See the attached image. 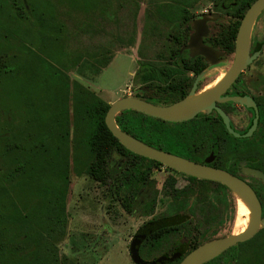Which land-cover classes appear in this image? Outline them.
<instances>
[{
  "label": "rangeland",
  "instance_id": "rangeland-1",
  "mask_svg": "<svg viewBox=\"0 0 264 264\" xmlns=\"http://www.w3.org/2000/svg\"><path fill=\"white\" fill-rule=\"evenodd\" d=\"M214 2L220 7L222 0H0V56L6 65L2 72L11 74H7V82H0V135L10 137L27 118L22 108L25 98L33 99L41 107H50L48 88L58 90L62 87L70 120H73L76 82L80 88L109 104L132 93L130 84L138 52L161 51L168 40L166 34L171 22L156 19V11L188 3L194 19L203 12L212 11ZM11 3L18 7L24 3L30 12L21 14L31 17L30 13H33L35 16L22 18L16 23L23 28L19 34L14 32L17 25L10 11ZM103 6L110 10H102ZM113 6H118V16L109 19L111 14L116 15ZM32 25L39 28L41 25L61 26L62 31L58 37L46 34L41 38L36 29L32 31ZM77 57H82L79 66H75ZM14 65L17 67L13 68ZM228 66L227 59L214 67L210 83L217 76L218 80ZM40 115L43 112L39 111ZM64 133L60 134L65 137ZM68 140L66 159L62 165H59V159L54 170L59 172L58 177L47 182L42 177V186L49 185L50 190L52 186L61 189L67 183L65 230L57 241L60 264H134L129 256V243L147 216L138 211L126 213L110 195L107 184H100L78 172L88 157L81 126L70 124ZM2 162L5 164L6 160L0 158V165ZM168 174V171L154 166L150 179L160 189ZM176 179L178 186L185 185L183 176L177 174ZM209 194L211 197L218 193ZM224 196L220 209L224 224L222 232H239L243 228L242 221L249 220V210L246 205L241 206L238 199L236 202L235 196ZM162 211V204L158 202L154 213L158 215ZM223 262L231 264L228 258Z\"/></svg>",
  "mask_w": 264,
  "mask_h": 264
},
{
  "label": "flooded vegetation",
  "instance_id": "flooded-vegetation-1",
  "mask_svg": "<svg viewBox=\"0 0 264 264\" xmlns=\"http://www.w3.org/2000/svg\"><path fill=\"white\" fill-rule=\"evenodd\" d=\"M230 2L232 0H222L220 7L214 2L212 11L203 12L194 19L191 18L188 3L181 6L176 4L173 9L168 10L158 9L156 19L171 22L166 34L168 40L161 51L146 54L138 52L137 66L132 72L133 80L130 84L132 93L123 96H134L154 105L168 106L187 97L200 95L217 80L218 76L212 81L213 83H210L211 75L214 76L212 73L214 67L225 63L228 59L229 66L220 76L223 77L234 60V48L233 51L228 52L222 44L226 40V32L237 20L240 24L243 17L237 18L233 15ZM221 11L224 13L221 14ZM202 17L206 18L207 32L202 36L201 41L217 52L212 62L187 47L190 36L195 31L194 21ZM199 31L204 32V29ZM236 34L237 31L235 38ZM247 57L251 60L233 81L212 97L207 108L197 111L191 117L169 121L140 113L154 120L149 128V140L152 142L149 146L223 169L242 179L253 190L263 218L264 180L247 170L255 169L264 173V9L252 25ZM234 96H246L252 104L246 106L225 99ZM221 112L233 132L228 130ZM256 114L255 129L250 135L243 136L252 125ZM154 166L170 173L163 180L160 189H157V183L150 179V172ZM148 174L149 183L146 187L138 189L133 197L129 194L130 190H123V195L115 197V194H111L112 189L109 188L108 183L98 181L100 184L108 185L110 195L119 203L122 201V196L126 197L124 194L127 192L129 196L126 198L132 199L135 203L133 213L138 211L141 215L147 216L137 227L129 243V256L134 264H178L197 246L230 233L222 232L224 224L220 209L225 201L224 195L235 196L236 202L237 196L226 185L184 174L160 162L151 163ZM177 174L186 179L185 185L181 187L177 185ZM190 177L195 179L192 180ZM167 178L173 180L174 191L165 189ZM199 180L214 183H201ZM218 184L224 185L225 188ZM192 189L199 193H190ZM209 192L218 194L210 197ZM158 202L162 204L163 211L156 215L154 209ZM171 216L182 219V223L191 227L199 221L198 231L189 233L184 226L178 225L174 228L161 229L166 231L168 236L161 246H157L154 240L159 238V235L155 232L160 230H154L150 222ZM136 235H139L140 241L137 246L138 260L135 261L130 246ZM226 258L231 264H264V223H261L249 239L236 243L202 264H224L223 260Z\"/></svg>",
  "mask_w": 264,
  "mask_h": 264
},
{
  "label": "trees",
  "instance_id": "trees-1",
  "mask_svg": "<svg viewBox=\"0 0 264 264\" xmlns=\"http://www.w3.org/2000/svg\"><path fill=\"white\" fill-rule=\"evenodd\" d=\"M253 1L232 0L230 8L233 15L241 18ZM20 4L19 7L16 3L10 4L13 22L17 25L14 27L16 34H19L22 28L16 24L20 19L35 18L33 13H30L31 17L22 15V12L28 14L30 10L29 7L27 10L24 3ZM238 24L239 20L226 32V40L222 45L228 52L233 51ZM40 27L32 25V31L36 29L41 38L46 34L58 37L62 31L61 26ZM4 52V57L8 58V54ZM2 58L0 56V82L3 83L7 82V74L10 72H2L3 66L6 67ZM12 59L10 57V60ZM81 63L82 57H77L75 66ZM16 67L17 65L13 66ZM98 72L97 70L96 74ZM48 89L50 107H41L33 99L25 98L22 108L25 109L27 118L10 137L0 135V158L6 160L5 164L2 162L0 165V264H60L57 241L65 230L67 183L62 185L61 189L52 186L50 190L49 185L42 186V177L46 178V182L58 177L59 172L54 170L59 159V165L66 159L70 124L82 127L88 151L84 167L78 172L85 173L101 183H108L112 189L111 194H115V197L123 195V190H130L129 194L133 197L138 189L146 187L149 183L147 179L150 164H158L129 151L112 135L104 121L108 103L83 90L76 82L72 101L73 120H70L66 107L67 97L62 87L58 90ZM39 111L43 112L42 116H39ZM153 121L152 117L135 110H124L115 116V122L123 131L148 145H152L149 140V128ZM62 132H65V137L60 134ZM49 169L51 171H48ZM168 180L167 178L165 181V189L174 191L173 180ZM199 181L214 183L208 180ZM218 185L225 188L222 184ZM189 192L199 193L195 189ZM124 195L129 196L127 192ZM126 197L122 196L119 205L126 213L132 214L135 203ZM198 222L191 227L182 223V219L171 216L152 221L150 225L154 230H160L155 232L159 238L154 241L157 246H161L168 236L167 232L161 229L178 225L184 226L192 233L198 231Z\"/></svg>",
  "mask_w": 264,
  "mask_h": 264
},
{
  "label": "water",
  "instance_id": "water-1",
  "mask_svg": "<svg viewBox=\"0 0 264 264\" xmlns=\"http://www.w3.org/2000/svg\"><path fill=\"white\" fill-rule=\"evenodd\" d=\"M263 9L264 0H254L246 9L240 21L235 38L234 60L229 70L213 87L207 89L200 95L187 97L180 102L168 106L154 105L134 96H123L113 101L106 111L104 121L107 128L125 148L140 156L158 161L184 174L197 178L218 181L226 185L237 197L241 198L249 208V220L243 230L236 233H229L226 236L210 240L197 246L185 257H183L178 264H202L236 243L245 241L252 237L261 223H264V217H261L259 202L251 187L242 179L223 169L207 166L205 164L153 148L120 129L115 122V116L122 110L132 109L150 116L162 118L164 120L176 121L191 117L197 111L207 108V104L212 97L220 91H223V89H225L233 81L238 73L251 60L247 57L249 36L256 17ZM205 21L206 18L203 17L194 21L193 28L195 31L190 36L187 47L202 54L207 60L212 62V59L217 55V52L211 47L203 44L201 41L202 36L207 32ZM202 28L204 29V32L199 31ZM225 99L236 101L246 106H250L252 104L250 99L246 96L226 97ZM221 114L224 117L228 130L233 132V130L229 127L225 115L222 112ZM256 122L257 114L253 119L252 125L243 136L251 134L256 127ZM234 134L238 135L236 132H234ZM247 171L264 180V173L261 171L255 169H248ZM138 236L139 235H136L134 237L130 246V252L135 261L138 260L137 246L140 241Z\"/></svg>",
  "mask_w": 264,
  "mask_h": 264
},
{
  "label": "bare ground",
  "instance_id": "bare-ground-1",
  "mask_svg": "<svg viewBox=\"0 0 264 264\" xmlns=\"http://www.w3.org/2000/svg\"><path fill=\"white\" fill-rule=\"evenodd\" d=\"M222 77H220L216 82H214L209 88H211V87H213L220 79H221ZM237 199H238V202H239V204L241 205V206H244V205H246L243 201H242V199L241 198H239V197H237ZM247 207V206H246ZM248 208V207H247ZM248 210H249V208H248ZM246 212H247V210H246ZM250 212V211H249ZM239 213V212H238ZM248 213V212H247ZM242 214V213H241ZM243 215V214H242ZM237 217V216H236ZM246 218H247V216H246ZM246 222H247V219H245V220H243L242 221V225H243V228H242V230L244 229V227L246 226Z\"/></svg>",
  "mask_w": 264,
  "mask_h": 264
},
{
  "label": "crops",
  "instance_id": "crops-1",
  "mask_svg": "<svg viewBox=\"0 0 264 264\" xmlns=\"http://www.w3.org/2000/svg\"><path fill=\"white\" fill-rule=\"evenodd\" d=\"M113 7H114V6H113ZM102 10L108 12V11L110 10V8L103 6ZM112 10H114V11L116 12V15L113 16V15L111 14L109 19L117 18V16H118V14H117L118 6H115Z\"/></svg>",
  "mask_w": 264,
  "mask_h": 264
}]
</instances>
